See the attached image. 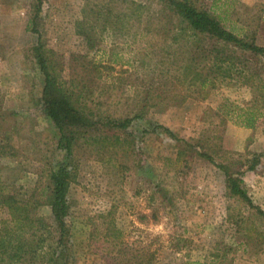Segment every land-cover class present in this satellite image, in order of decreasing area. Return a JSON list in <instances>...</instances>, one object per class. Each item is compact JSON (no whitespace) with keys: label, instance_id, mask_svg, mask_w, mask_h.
<instances>
[{"label":"rangeland","instance_id":"rangeland-1","mask_svg":"<svg viewBox=\"0 0 264 264\" xmlns=\"http://www.w3.org/2000/svg\"><path fill=\"white\" fill-rule=\"evenodd\" d=\"M194 1L264 46V0ZM34 10L35 0H0V186L40 190L58 159L40 105V35L52 71L98 123L74 152L72 264H264V97L248 128L238 114L256 89L195 82L186 69L193 37L160 0H42L39 33L29 28ZM251 58L249 69L263 66L264 57ZM196 63L203 74V59ZM134 115L125 131L104 123ZM220 164L240 176L253 206L231 195ZM30 215L46 229L52 222L41 202ZM8 217L0 208V225Z\"/></svg>","mask_w":264,"mask_h":264},{"label":"trees","instance_id":"trees-1","mask_svg":"<svg viewBox=\"0 0 264 264\" xmlns=\"http://www.w3.org/2000/svg\"><path fill=\"white\" fill-rule=\"evenodd\" d=\"M160 1L173 11L193 37L190 66L186 65V69L189 72L190 69L193 70L192 79L195 82L200 80L201 85L205 86L220 78L246 84L252 90L256 89L251 105L244 107L238 114L242 125L252 128L262 114V109L257 107V103L264 97V80L260 73L264 70V64L254 71L249 69L248 60L251 57H264V46L227 28L220 18L206 8L196 5L194 0ZM41 7L42 0H35L34 15L30 19L29 28L36 33H39L37 20ZM201 37L209 42L203 44ZM33 50L36 63L44 75L40 105L43 114L55 129L59 154L48 171V182L42 189L32 187L25 195H21L12 193L1 184L0 208L6 210L9 217L0 225V264H33L40 257H45L43 264H72L73 255L69 246L71 232L67 218L70 210L69 187L74 178V152L81 138H86L98 130V123L85 109L74 103L73 93L62 85L57 74L52 71L40 35ZM197 58L203 59V74L197 68L198 64H195ZM137 117L138 115L123 119L110 118L104 123L110 129L125 131ZM153 126L154 129L163 130L177 143L187 144L186 140L179 138L169 127L158 123ZM201 154L206 158L208 156L206 153ZM256 160L253 159L246 168L254 169ZM218 166L225 173L226 186L231 195L253 206L240 176L232 172L226 164ZM34 202H41L49 207L52 222L47 229L44 227L43 218L30 215V207L34 206ZM258 211L263 214L261 209ZM46 240L48 245L45 248ZM187 264L207 263L188 261Z\"/></svg>","mask_w":264,"mask_h":264}]
</instances>
